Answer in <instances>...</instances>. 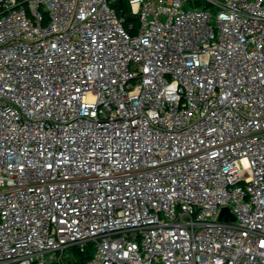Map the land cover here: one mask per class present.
<instances>
[{"label":"built area","instance_id":"built-area-1","mask_svg":"<svg viewBox=\"0 0 264 264\" xmlns=\"http://www.w3.org/2000/svg\"><path fill=\"white\" fill-rule=\"evenodd\" d=\"M116 1L0 0V264H264V0Z\"/></svg>","mask_w":264,"mask_h":264},{"label":"trees","instance_id":"trees-1","mask_svg":"<svg viewBox=\"0 0 264 264\" xmlns=\"http://www.w3.org/2000/svg\"><path fill=\"white\" fill-rule=\"evenodd\" d=\"M19 1L23 2L24 0H19ZM113 5L117 8V11L120 14H125V15L127 14V22H133L135 25H137V22H138L137 18L135 16H133V15H130L128 13L129 7L127 6V3H126L125 0H118V1L114 2ZM76 253H77V258H76L75 261H70V260L67 259L66 262H62L60 260H57V261L53 262L52 264H83L90 257V254H89L90 251H88V252H80V251L76 250Z\"/></svg>","mask_w":264,"mask_h":264},{"label":"rangeland","instance_id":"rangeland-1","mask_svg":"<svg viewBox=\"0 0 264 264\" xmlns=\"http://www.w3.org/2000/svg\"><path fill=\"white\" fill-rule=\"evenodd\" d=\"M77 258V253L74 249H67L64 253L60 254L59 260L66 262L67 259L70 261H75Z\"/></svg>","mask_w":264,"mask_h":264},{"label":"water","instance_id":"water-1","mask_svg":"<svg viewBox=\"0 0 264 264\" xmlns=\"http://www.w3.org/2000/svg\"><path fill=\"white\" fill-rule=\"evenodd\" d=\"M224 213H226V214H230V213H229V209H228L227 207H225V208L223 209L222 214H224ZM231 217H232L233 220H235V217H234L233 215H231Z\"/></svg>","mask_w":264,"mask_h":264}]
</instances>
